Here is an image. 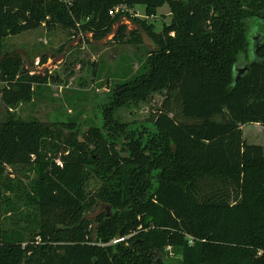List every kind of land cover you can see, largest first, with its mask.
Here are the masks:
<instances>
[{"label":"trees","instance_id":"1","mask_svg":"<svg viewBox=\"0 0 264 264\" xmlns=\"http://www.w3.org/2000/svg\"><path fill=\"white\" fill-rule=\"evenodd\" d=\"M166 4L171 21L157 31L146 19ZM139 5L144 19L131 14ZM123 18L153 48L144 70L112 88L102 126L0 122V264H264V148L242 128L264 126V46L250 56L264 0H0L3 105L31 101L48 81L4 50L6 37L45 26L100 41L118 27L116 42H144ZM159 92L148 120L116 117ZM17 166L39 173L26 235L3 225L5 174ZM98 203L113 213L90 219Z\"/></svg>","mask_w":264,"mask_h":264},{"label":"rangeland","instance_id":"2","mask_svg":"<svg viewBox=\"0 0 264 264\" xmlns=\"http://www.w3.org/2000/svg\"><path fill=\"white\" fill-rule=\"evenodd\" d=\"M131 14L141 19L146 18L145 8L141 5L135 7ZM171 18L170 8L166 4L158 9L155 16L146 20L157 31H161ZM121 23L127 25L128 30L142 33L141 27L127 18H123ZM254 24L256 31L264 34V27ZM117 28L100 41L85 34L71 36L61 27L50 31L45 26L6 37L3 42L4 50L23 52L26 68L32 73L47 76L48 81L36 86L31 101H23L11 107H6L1 101L4 83L0 81V122L8 117H15L23 120L67 122L80 130L102 126L103 111L110 103L112 88L144 70L150 56L149 51L153 48V43L144 33V42L141 44L116 42L114 35ZM165 99V92L155 93L148 101L133 102L120 108L116 117L124 122L148 120L152 113L163 106ZM242 128L244 139L248 143L264 148L263 125L248 123ZM38 174L34 166L7 169L2 205L6 230H19L24 235L30 229L35 231L38 209L31 201V184ZM96 182H89L87 191L91 194L96 188ZM101 213L112 214L113 211L107 205L98 203L87 216L94 219Z\"/></svg>","mask_w":264,"mask_h":264},{"label":"water","instance_id":"3","mask_svg":"<svg viewBox=\"0 0 264 264\" xmlns=\"http://www.w3.org/2000/svg\"><path fill=\"white\" fill-rule=\"evenodd\" d=\"M262 46H264V34L258 33L255 29L254 35L251 37V46H250V56L252 62H257L259 60L257 56V49ZM248 71H249V64L236 65L233 70L235 81H237L240 77L244 76Z\"/></svg>","mask_w":264,"mask_h":264},{"label":"built area","instance_id":"4","mask_svg":"<svg viewBox=\"0 0 264 264\" xmlns=\"http://www.w3.org/2000/svg\"><path fill=\"white\" fill-rule=\"evenodd\" d=\"M120 7L116 8V11H111L110 13L113 14L114 12H117L119 10ZM116 241H121V239H118Z\"/></svg>","mask_w":264,"mask_h":264}]
</instances>
